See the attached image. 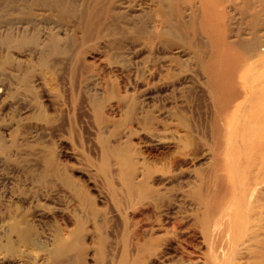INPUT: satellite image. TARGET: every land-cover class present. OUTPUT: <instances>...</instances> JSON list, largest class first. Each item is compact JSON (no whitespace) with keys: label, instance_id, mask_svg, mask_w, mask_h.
I'll use <instances>...</instances> for the list:
<instances>
[{"label":"bare ground","instance_id":"1","mask_svg":"<svg viewBox=\"0 0 264 264\" xmlns=\"http://www.w3.org/2000/svg\"><path fill=\"white\" fill-rule=\"evenodd\" d=\"M1 37L0 79L59 145L22 194L59 223L10 222L3 264H264V0H0ZM77 98L96 163H69Z\"/></svg>","mask_w":264,"mask_h":264},{"label":"rangeland","instance_id":"2","mask_svg":"<svg viewBox=\"0 0 264 264\" xmlns=\"http://www.w3.org/2000/svg\"><path fill=\"white\" fill-rule=\"evenodd\" d=\"M121 11L123 10L121 9ZM1 41L2 37L0 43ZM131 51L134 49L130 51L125 49L122 53L126 56ZM90 55L94 54L91 53ZM34 68L37 72L40 69L39 66ZM3 72L6 73V69ZM46 79L48 81L52 79L49 72L46 74ZM94 83L92 81L93 89ZM13 87L14 85L10 80L0 79V202L10 205L8 212H5V206L0 208V211L3 210V213L0 214V236L10 222L20 219L21 214H25L29 225L41 235L45 234V229L59 223V206L57 209H53L50 202L44 204L40 198H31L22 194L28 193L30 189L34 191L51 186L54 181L51 183H48L47 179L38 181L41 178L39 171L35 170L44 167L47 162L56 163L55 155L59 151V145L54 141L55 138L51 136L43 122L33 118L31 112L22 114L18 103L15 102L17 98L11 95ZM93 89H89L91 95H93ZM148 93L145 99L151 102L152 97L156 94L153 89ZM141 96L140 94V99ZM135 98H138L137 93ZM72 124L74 131L71 133L64 131L63 135L67 137L69 143L75 147V151L81 156L79 160L69 163L98 162V157L93 152V148H95L99 131L95 127L92 116L87 112L85 104H82L78 98L75 103ZM62 149L63 152L69 150V146L63 145ZM149 163H159V161L154 160ZM186 163L191 162L187 160ZM194 163H210V159L195 161ZM79 165L81 164L74 166L78 168ZM18 193H21L22 197L19 198ZM7 200L10 202H6ZM10 217H13L12 221ZM115 219L120 224L119 216L115 215ZM1 261L2 258H0V264H3Z\"/></svg>","mask_w":264,"mask_h":264}]
</instances>
